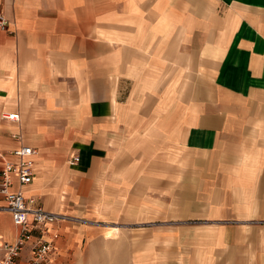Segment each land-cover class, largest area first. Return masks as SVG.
Listing matches in <instances>:
<instances>
[{
	"label": "crops",
	"instance_id": "obj_1",
	"mask_svg": "<svg viewBox=\"0 0 264 264\" xmlns=\"http://www.w3.org/2000/svg\"><path fill=\"white\" fill-rule=\"evenodd\" d=\"M0 13V104L21 115L0 119V172L36 151L25 196L71 217L55 264H264V0ZM17 234L0 210V243Z\"/></svg>",
	"mask_w": 264,
	"mask_h": 264
},
{
	"label": "built area",
	"instance_id": "obj_2",
	"mask_svg": "<svg viewBox=\"0 0 264 264\" xmlns=\"http://www.w3.org/2000/svg\"><path fill=\"white\" fill-rule=\"evenodd\" d=\"M6 21L0 16V29ZM2 120L18 124L21 120L18 111L3 112ZM36 151L28 145L12 150L4 159L0 172V198L4 205L0 210L7 211L18 234L12 242L0 243V264H55L58 234L50 227L68 219L64 214L53 213L36 206L33 199L27 198L24 188L33 176ZM78 162V157L71 163Z\"/></svg>",
	"mask_w": 264,
	"mask_h": 264
},
{
	"label": "rangeland",
	"instance_id": "obj_3",
	"mask_svg": "<svg viewBox=\"0 0 264 264\" xmlns=\"http://www.w3.org/2000/svg\"><path fill=\"white\" fill-rule=\"evenodd\" d=\"M146 1H148V0H145V2ZM0 16L1 17H3L4 18V20L6 21V26H5V28H4V30H7V28H8V25H9V22H8V20L5 18V16L2 14V13H0ZM1 30V29H0ZM176 50H177V48L176 47H174L173 48V53H176ZM177 54H179L178 52L176 53V54H174V55H177ZM189 69H192L191 67H189ZM187 81H188V84H189V89L191 88V86L194 84V78L192 77V73L189 71V74H188V78H187ZM16 108H14V105H12L11 103H7V102H4L3 104H0V119L2 120V117H1V115H2V113L3 112H8V111H11V110H15ZM17 111V110H16ZM19 112V111H18ZM21 116V115H20ZM21 146V145H20ZM29 146V145H28ZM31 146V145H30ZM18 148V147H17ZM16 149V148H15ZM71 162V161H70ZM72 164V163H71ZM1 199V198H0ZM2 200V199H1ZM3 201V200H2ZM4 203V202H3ZM54 213V212H53ZM65 215V214H64ZM65 216H67L68 217V219H71V217L70 216H68V215H65ZM67 220V219H66ZM12 221V220H11ZM54 225V224H53Z\"/></svg>",
	"mask_w": 264,
	"mask_h": 264
},
{
	"label": "bare ground",
	"instance_id": "obj_4",
	"mask_svg": "<svg viewBox=\"0 0 264 264\" xmlns=\"http://www.w3.org/2000/svg\"><path fill=\"white\" fill-rule=\"evenodd\" d=\"M115 233V232H114ZM113 234V233H112ZM111 235V234H110ZM113 236V235H112ZM110 237V236H109Z\"/></svg>",
	"mask_w": 264,
	"mask_h": 264
}]
</instances>
